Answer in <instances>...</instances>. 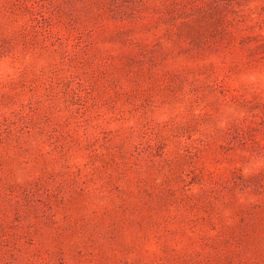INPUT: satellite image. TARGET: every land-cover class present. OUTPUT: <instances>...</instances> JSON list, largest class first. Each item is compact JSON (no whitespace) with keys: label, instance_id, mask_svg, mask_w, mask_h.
Listing matches in <instances>:
<instances>
[{"label":"rangeland","instance_id":"obj_1","mask_svg":"<svg viewBox=\"0 0 264 264\" xmlns=\"http://www.w3.org/2000/svg\"><path fill=\"white\" fill-rule=\"evenodd\" d=\"M0 264H264V0H0Z\"/></svg>","mask_w":264,"mask_h":264}]
</instances>
